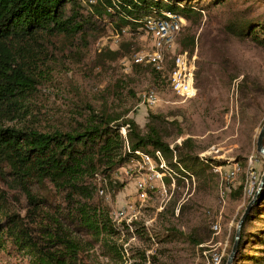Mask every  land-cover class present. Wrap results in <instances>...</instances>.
Listing matches in <instances>:
<instances>
[{"label":"trees","instance_id":"16d2710c","mask_svg":"<svg viewBox=\"0 0 264 264\" xmlns=\"http://www.w3.org/2000/svg\"><path fill=\"white\" fill-rule=\"evenodd\" d=\"M226 1L0 0V251L24 254L28 264H99L88 260L95 248L122 260L117 242L132 225H115L98 192L114 187L113 174L135 151H160L167 161L172 151L153 124L142 132L133 119L96 112L78 96L57 117L49 116L40 105L43 91L63 52L86 56L108 25L136 33L144 17L162 10L188 22ZM261 18L241 14L226 28L264 46ZM184 46L193 49L192 39ZM152 73L160 79L161 73ZM175 151L187 171L205 174L206 159L193 155L192 139ZM254 222L262 226L246 230ZM134 231L146 235L144 227ZM240 257L256 264L264 259V187L241 227L234 262Z\"/></svg>","mask_w":264,"mask_h":264},{"label":"rangeland","instance_id":"374dc122","mask_svg":"<svg viewBox=\"0 0 264 264\" xmlns=\"http://www.w3.org/2000/svg\"><path fill=\"white\" fill-rule=\"evenodd\" d=\"M241 14L263 19L264 0H227L186 21L176 37V49L193 57L196 95L190 100L170 88V58L160 79L154 78L151 66L133 62L135 55L151 50L150 39L140 28L116 35L108 25L86 56L63 52L54 66L40 104L49 116L57 117L78 96L96 112L133 119L142 132L153 124L173 147L192 139L193 155L199 161L206 159L201 161L207 167L205 174L197 175L177 162V154L172 155L164 176L166 192L149 193L145 201L138 200L135 188L143 173L138 158L113 174L114 187L104 185L98 196L108 205L110 216L131 204L125 219L112 222L132 229L117 242L124 249L121 261L114 262L95 248L87 252L92 263L214 264L212 255L218 254L221 264L230 253L237 222L264 171V157L255 151L264 123V46L228 31L227 24ZM187 39H192L193 49L184 46ZM151 91L157 102L148 106L144 95ZM234 168L238 170L230 176ZM261 226L254 222L246 230ZM138 227H144V237L136 235ZM0 264H28V259L21 253L0 251ZM234 264L256 263L240 257ZM258 264H264V259Z\"/></svg>","mask_w":264,"mask_h":264},{"label":"built area","instance_id":"2783aa9c","mask_svg":"<svg viewBox=\"0 0 264 264\" xmlns=\"http://www.w3.org/2000/svg\"><path fill=\"white\" fill-rule=\"evenodd\" d=\"M82 1L94 4L99 0ZM185 24L186 19L184 17L167 10L144 17L140 30L149 37L151 50L143 55H135L133 62L138 65H149L154 71L162 74L166 69L167 59L170 58L172 63V67L168 71L170 88L183 100H190L196 95L193 57L191 58L186 50L181 48L176 49L175 46L176 37ZM123 32L124 30H121L116 35H120ZM144 97L148 106H153L157 102L156 95L152 91L144 95ZM120 133L125 137V128H121ZM125 147L127 148V146ZM169 149L172 151L173 157H175V147L169 145ZM133 154L134 157L139 159L137 160V165L139 166V170L143 172L135 182L138 200L145 201L148 198V194L154 191L158 192V190H162L166 192L164 188V176L169 171V165L163 153L155 151L149 154L138 150ZM249 162L251 163V159H249ZM217 170L220 172V169ZM237 170V168H234L229 175H234ZM252 190L253 188H251ZM98 193L101 195L102 191L100 190ZM132 209L133 206L131 204L123 205L120 209L111 213L112 221L121 222ZM130 218L128 217L126 220L129 221ZM212 229L217 232L218 226L214 225ZM211 259L214 264H219L221 255L213 254Z\"/></svg>","mask_w":264,"mask_h":264},{"label":"water","instance_id":"95a60500","mask_svg":"<svg viewBox=\"0 0 264 264\" xmlns=\"http://www.w3.org/2000/svg\"><path fill=\"white\" fill-rule=\"evenodd\" d=\"M255 151H256V153H258L259 155L264 157V123L262 124V126L259 130V133L257 135V138H256ZM263 187H264V171L261 175V178L259 180V183H258L255 191L253 192L251 199L247 203L246 207L244 208V210H243V212H242V214H241V216L237 222L234 237H233L232 247H231L230 253L228 254V256L226 258L225 264H233V262H234V259H235L236 254H237V249L239 246L241 227H242L247 215L251 211L253 205L255 204V202H256V200H257V198H258Z\"/></svg>","mask_w":264,"mask_h":264}]
</instances>
